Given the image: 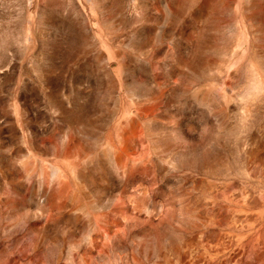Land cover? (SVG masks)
<instances>
[{
	"label": "rangeland",
	"instance_id": "374dc122",
	"mask_svg": "<svg viewBox=\"0 0 264 264\" xmlns=\"http://www.w3.org/2000/svg\"><path fill=\"white\" fill-rule=\"evenodd\" d=\"M0 264H264V0H0Z\"/></svg>",
	"mask_w": 264,
	"mask_h": 264
}]
</instances>
